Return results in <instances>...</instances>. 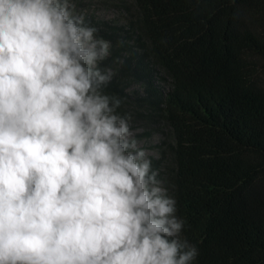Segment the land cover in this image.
I'll return each instance as SVG.
<instances>
[{"label": "clouds", "instance_id": "9594fccd", "mask_svg": "<svg viewBox=\"0 0 264 264\" xmlns=\"http://www.w3.org/2000/svg\"><path fill=\"white\" fill-rule=\"evenodd\" d=\"M73 0H0V264H193ZM122 44L123 41H120Z\"/></svg>", "mask_w": 264, "mask_h": 264}, {"label": "trees", "instance_id": "16d2710c", "mask_svg": "<svg viewBox=\"0 0 264 264\" xmlns=\"http://www.w3.org/2000/svg\"><path fill=\"white\" fill-rule=\"evenodd\" d=\"M136 2L141 48L104 90L139 77L172 125L166 188L194 262L264 264V0Z\"/></svg>", "mask_w": 264, "mask_h": 264}, {"label": "rangeland", "instance_id": "374dc122", "mask_svg": "<svg viewBox=\"0 0 264 264\" xmlns=\"http://www.w3.org/2000/svg\"><path fill=\"white\" fill-rule=\"evenodd\" d=\"M73 3L76 13L83 14L86 21L98 29L97 36L111 42L110 55L99 66L102 70L110 68L114 75L119 67L121 69L125 58L141 48L137 31H128L132 24L139 23L136 0H73ZM155 83L161 89H167L165 76L162 77L159 71L155 75ZM110 95H116L122 101L117 109L119 114L131 115L133 138L147 151L153 169L159 173L157 179L166 187L168 172L174 165L171 144L174 143L175 135L165 112L140 100L148 95L146 83L135 75L127 73L120 78V93L113 91ZM193 264L196 262L193 261Z\"/></svg>", "mask_w": 264, "mask_h": 264}]
</instances>
